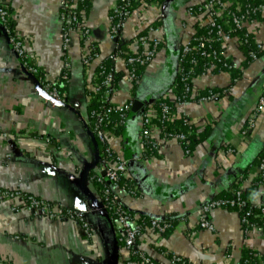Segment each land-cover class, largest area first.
<instances>
[{"label": "crops", "instance_id": "0c3cea01", "mask_svg": "<svg viewBox=\"0 0 264 264\" xmlns=\"http://www.w3.org/2000/svg\"><path fill=\"white\" fill-rule=\"evenodd\" d=\"M118 1L90 0L82 12L89 36L84 42L77 31H71L65 50L62 31L67 22L61 20V0L8 2L13 31L43 82L58 83L65 63L69 78L63 101L43 97L34 81L42 90L43 86L20 64L0 25V189L84 214L92 236L87 239L76 222L51 221L22 208L14 211L10 202L0 200V264L126 263L122 236L103 212L100 190L94 184L101 150L88 115L95 70L118 45L137 50L138 35L162 21L158 37L164 47L143 69L138 84L117 64L124 77L111 96L116 106L138 100L144 110L154 112L151 104L174 83L181 49L194 35V26L206 22L203 16L188 14L190 7L205 0L165 1L162 7L134 12L114 43L109 36V13ZM244 26L255 44L264 45V13L260 21ZM221 47L224 58L242 77L231 83L230 73L210 69L192 81L193 96L204 89L222 90L223 96L177 107V117L186 118L197 135L206 130L190 152L171 139L158 148L156 156L146 158L140 139L141 113L129 117L131 109L123 132L106 134L110 150L126 163L124 182L132 183V192L119 193L123 207L136 219L173 224L172 231L163 235L146 226L136 240L138 252L157 264H172L171 256L191 264H240L247 251L259 256L254 264L264 261V233L251 230L245 235L237 211L213 209L207 213L212 230L198 226L199 208L235 185L247 190L252 205L264 206V186L251 188L259 176L256 163L264 148V110L253 128L242 134L264 89V54L244 67L237 38L225 39ZM94 48L98 57L87 60ZM86 167L89 170L82 179Z\"/></svg>", "mask_w": 264, "mask_h": 264}, {"label": "built area", "instance_id": "2783aa9c", "mask_svg": "<svg viewBox=\"0 0 264 264\" xmlns=\"http://www.w3.org/2000/svg\"><path fill=\"white\" fill-rule=\"evenodd\" d=\"M82 1V0H77ZM9 0H0V25L3 30V33L7 37L8 43L11 47L12 52L20 62V64L25 68L28 74L32 76H39L37 80L42 86L45 93L48 95L50 99L54 101H63V96L57 93L56 88L54 87L55 84L53 83H44V77L41 74H38L36 68H34L25 53L24 47L22 42L18 39L13 31V24H12V15L9 8ZM76 0H73V3L70 4V0H61L60 2V10H61V20L63 22H67V25L62 31V46L65 50L69 43V35L71 31H77L81 41H86L89 36V30L86 27V22L83 17L81 16V21L77 22V15L69 8L75 7ZM140 5L130 10L131 6L129 5L128 0H119L115 7L112 9V12L119 18L118 22L113 24V17L110 15V28H109V36L112 40L119 38L120 31L124 22L130 18L134 12L136 11H144L146 9H154L157 5L154 3L146 4L142 0L139 1ZM230 5V2H223L222 0H205L202 1L194 6L198 7V14H194L192 11V7L188 9V14L194 17H200L205 19L206 24L211 26H216L218 29L220 26L216 25L215 17H220L225 9ZM69 9V10H67ZM235 12L231 14L232 24L234 25L235 30L244 29V25L247 23H254L255 20H250L252 15L259 13L260 16L264 13V6L260 5L257 8H247L243 12H240L239 6H237ZM205 24V25H206ZM155 35L152 39H149V35ZM159 29L158 27L153 28L152 26L149 27L145 35L139 36L137 38V43L139 45L138 49L135 51H131L129 47L126 46L128 51H122L120 54H111L109 57L112 58L115 64H122L126 69V74L128 78L134 83L138 84L139 78L136 76L135 69H129L130 66H137V65H148L150 64L157 55V46L160 44L161 40L158 37ZM248 36L246 34L243 36V43H248ZM228 37L224 36L223 33L220 31V39L222 42L225 41ZM192 39V38H191ZM200 44L198 46H191V40L186 43L182 47V53H180L178 58V63L185 57V55L191 53L193 50L201 51L202 55H205L203 51L205 47L204 40L200 39ZM211 42V39L208 40ZM207 43V42H206ZM257 52L264 50L263 44H256ZM131 53V55H130ZM213 59L218 61V56L223 55V50L220 53L213 51L211 53ZM250 58L252 61L257 60V56L255 52L249 53ZM98 57V53L92 55L90 52L89 58L87 60H91ZM101 63L99 64V66ZM98 66V67H99ZM212 67V66H211ZM231 68V67H229ZM68 69V63H65L64 70ZM212 69V68H211ZM210 70V69H209ZM177 73L181 77V81H187V77L182 73V69L177 66ZM102 74L104 72L102 71ZM206 74V73H205ZM203 74V75H205ZM201 75V76H203ZM200 77V76H199ZM63 80H67V74L62 75L61 77ZM198 78V77H197ZM113 83V76L109 73L105 74L104 79L102 80L101 84L95 85L94 93L95 95L99 94L103 88V97L105 98L107 105L106 107L102 108L100 111L93 113L92 115L96 118L95 124L92 129V133L98 142L101 144V152L99 154V174L95 179V182L102 185V195H101V204L105 212L109 215L110 219L114 221L117 226L118 232L122 236V241L125 250L127 251V260L125 264H154L151 262L149 257L144 256L143 254H138V250L136 249V240L141 235L143 229L146 226H149L152 230L157 232L158 234H166L173 229V224L169 220H162V219H150L149 224H139L138 219L130 213L128 210L123 207L121 203V199L119 197V193L121 191L132 192V189L126 190L124 188L119 187V180L124 174L126 170V163L125 161L121 160L116 154H114L107 145L106 142V134L108 130H106V125L109 121L110 115L112 112L120 113L119 117L121 122H124L127 119V113H129L132 103H125L120 106H116L111 101V96L113 91L111 90V85ZM188 89H186L187 91ZM218 94L215 95H208L201 99V101L211 100L215 98H219ZM186 103H178L177 107L180 105H184ZM161 116L160 119L162 121H168L174 117L170 113V107L162 104L161 106ZM264 110V89L262 93L257 99L255 109L251 113L249 120L247 121L245 130L243 131V135L251 130L255 124V120L262 113ZM153 111H146L142 115V124L140 128V139L141 144L143 147L144 152L146 153L147 149L150 151H158V148L166 143L167 141L174 139L179 141L183 148L185 149L186 153V146L188 145L187 141L185 140L184 135H167L163 136L160 130L156 127L151 125V118L153 116ZM4 137H7L6 134H3ZM148 158H153V156H149ZM259 177L264 178V159L258 166ZM104 173V176L101 174ZM106 180L109 181L110 186L106 183ZM242 191V187L239 186L237 190H233V198L229 200H222V199H213L209 202L203 204L199 210L197 211V219H198V226L204 230H212L211 224L208 222L207 213L213 209H231L237 211L240 215V223L243 228V232L245 235L248 234L251 230H258L264 233V230L261 227H258L254 224H251L248 220V217L252 215L251 208H257L259 210V214L255 215V218L259 217L260 219L264 218V206L263 205H252L250 203V207H248L247 202L243 201L240 197ZM134 192V191H133ZM0 200L10 202L13 205V210L17 211L19 208L26 209L32 212L35 216L45 217L51 221H73L78 223L80 226L83 235L89 239L92 236V230L87 222L84 214L75 212L72 210H68L63 206L57 203H49L39 199L35 196L24 194L19 191H11V190H4L0 189ZM134 256H137L136 259H132ZM172 264H186L181 261L179 257H173L170 261ZM264 264V261H263Z\"/></svg>", "mask_w": 264, "mask_h": 264}, {"label": "trees", "instance_id": "16d2710c", "mask_svg": "<svg viewBox=\"0 0 264 264\" xmlns=\"http://www.w3.org/2000/svg\"><path fill=\"white\" fill-rule=\"evenodd\" d=\"M140 0H128L129 5L131 6L130 10L137 8L140 5ZM146 4L154 3L160 7H162L165 4L166 0H142ZM223 2H230V5L225 9L224 13L220 17H215L216 25L220 26L218 29L216 26L211 25H201L197 23L194 26V35L192 36L190 45L195 47L200 44V39L206 41L205 47L203 51L205 52V55L201 54V51L193 50L191 53L185 55V57L179 62L177 65L182 69V73L188 78L187 81L182 82L180 75L177 73L174 83L172 84L171 88L158 100L154 101L151 105L154 109L153 116L150 120L151 125L156 126L161 134L163 136L171 135H184L185 140L188 142L187 146L185 147L186 150L189 152L194 148V146L198 143H200L203 138L204 134L206 132L203 131L200 134L197 135L196 129L190 122L184 118V117H177V105L178 103H189L193 101H199L203 97L208 95H215L218 94L220 97L223 96L222 90H216V89H204L200 90L196 93L195 96H193L192 88L193 83L192 81L195 80V78L207 73L209 69L212 68V73H218V72H227L231 75V83H234L236 80H239L242 77V74L240 71L233 67L231 61L225 59L222 56H218V61L213 59V56L211 53L213 51H216L217 53H220L222 51V41L220 39V31L223 33L224 36L228 38H237L241 42L240 49L243 53L244 60H243V66L247 67L252 61V59L249 56L250 52H255L257 59H259L262 54H264V50L257 52L256 50V44L254 41L248 36V43H243V36L246 34L245 29L241 30H235L234 25L232 24L231 14L238 12L236 10L237 6L240 8V12H243L247 8H257L260 5L264 6L263 0H222ZM73 3V0H70V4ZM90 5V0H82L75 2V7L69 8L70 11L72 10L77 15V22L81 21L82 12L86 11V9ZM67 9V10H69ZM192 11L194 14H198V7L193 6ZM113 17V24L118 22L119 18L116 17V15L112 12V10L109 13V16ZM250 20L260 21V14L256 13L255 15H252L250 17ZM162 21H156L151 26L153 28L161 26ZM146 34V33H145ZM144 33H141L139 36L145 35ZM137 37V38H138ZM211 39V42H208V40ZM164 47L163 41L160 42V44L157 46V52H159ZM122 51H128L125 45H118L116 46L115 50L113 51V54H120ZM98 53V49L94 48L92 51V55ZM182 53V49L181 52ZM131 55V53H130ZM147 65H137V66H130L129 69L134 68L136 76L140 79L142 75L143 69ZM212 66V67H211ZM231 67V68H229ZM102 71L104 74H102ZM111 74L113 76V83L111 85V90H115L117 87V83L124 77V72L116 69V64L114 60L110 57H106L101 61V65L96 68L95 70V85L101 84L102 80L105 77V74ZM67 74V80H63L61 77L62 75ZM34 79L38 80L39 76H34ZM69 73L68 70H63L58 83L54 85V87L57 90V93L61 96H63L64 91H66V86L68 83ZM136 86V85H135ZM186 89H188L186 91ZM103 88L100 91L99 94L92 96V101L88 107V115H89V127L92 131L93 126L95 124L96 118L92 115L95 112L100 111L102 108L106 107L107 102L105 98L103 97ZM219 97V98H220ZM165 104L170 107V113L174 115L173 118H171L168 121H162L160 119L161 116V105ZM148 111V108H146L141 113V118L144 113ZM120 113L112 112L109 118V121L106 125V130L108 132L114 133V134H121L123 132V127L126 121L121 122V119L119 117ZM129 113H127L128 116ZM97 140V139H96ZM98 142V140H97ZM99 143V142H98ZM99 145H101L99 143ZM101 152V150H100ZM149 156H156V151H150L147 149L145 153V157ZM264 159V148L257 160V166L261 163V161ZM94 184L97 186L98 190H100V195H102V185L94 182ZM263 185L264 186V178L259 177L256 179V181L253 183L251 188H256V186ZM240 185H235L231 190L225 191L221 196L217 197V199L222 200H229L233 198L232 191L237 190ZM119 187L124 188L126 190L131 189L132 183L124 182L123 177L119 180ZM246 190V189H245ZM242 190L240 197L243 201L247 202L248 207H250V202L248 201L247 197V190ZM252 215L248 217V220L251 224H254L258 227H261L264 230V218L260 219L259 217L255 218V215H258L260 212L257 208H251ZM241 215V213L239 214ZM150 219L146 217H140L138 218L139 224H149ZM122 243V242H121ZM123 244V243H122ZM140 252H138L139 254ZM143 254V253H140ZM146 256L145 254H143ZM148 257V256H146ZM175 256H171L170 261ZM177 257V256H176ZM259 256L252 252L247 251L243 254V258L241 259L240 264H254L256 262V259H258ZM137 256H134L132 259H136ZM183 263L191 264L185 259L179 257ZM261 258H264L261 256ZM151 262L154 264H157L155 261L151 259Z\"/></svg>", "mask_w": 264, "mask_h": 264}, {"label": "water", "instance_id": "95a60500", "mask_svg": "<svg viewBox=\"0 0 264 264\" xmlns=\"http://www.w3.org/2000/svg\"><path fill=\"white\" fill-rule=\"evenodd\" d=\"M166 1L169 3V2H171L173 0H166ZM113 42L116 43L117 39H114ZM34 83H35L36 87L39 89L40 94L43 97H45V98H49L48 95L41 89L39 84L36 81H34ZM143 111H144V103L141 102V101L136 100V101H134V103H133V105L131 107V111H130L129 117H131L133 114H140ZM88 170H89V167H86L85 169H83L82 174H81L82 179L85 178V176L88 173ZM102 175L104 176V173H102ZM106 183L110 186V183H109L108 180H106ZM103 212L105 213V210H103Z\"/></svg>", "mask_w": 264, "mask_h": 264}]
</instances>
